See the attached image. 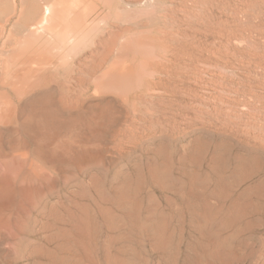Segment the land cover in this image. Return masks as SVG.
I'll return each mask as SVG.
<instances>
[{"label":"rangeland","instance_id":"374dc122","mask_svg":"<svg viewBox=\"0 0 264 264\" xmlns=\"http://www.w3.org/2000/svg\"><path fill=\"white\" fill-rule=\"evenodd\" d=\"M72 1L0 0V107L74 115L71 156L90 157L77 165L64 155L40 180L26 170L11 175L15 205H25L20 189L37 195L17 230L0 231V264H49L55 256L58 264H264V0H112L110 8L81 0L86 48L47 60L39 72L47 87L25 93L28 35L42 7L72 8ZM118 27L128 28L121 30L126 48L136 39L140 56L121 75L125 92L101 95L95 91L111 81L107 69L88 73L83 63L96 40ZM145 49L165 59L146 62ZM83 100L92 106L73 107ZM84 119L100 126L88 144L81 143ZM40 124L15 126L28 139L23 131ZM126 185L141 218L151 212L166 220L168 245L111 222L107 213L120 215Z\"/></svg>","mask_w":264,"mask_h":264},{"label":"bare ground","instance_id":"6f19581e","mask_svg":"<svg viewBox=\"0 0 264 264\" xmlns=\"http://www.w3.org/2000/svg\"><path fill=\"white\" fill-rule=\"evenodd\" d=\"M139 3L143 4L144 1H139ZM57 4H59V3H57ZM80 4H83V2L81 0H74L71 2L72 8L66 7L65 5L61 6L60 8L53 7L50 5H45L44 8L42 7V13H40L41 18L38 20V22L35 24L33 30L28 35L29 38L27 41V48L29 49V51H27V54H26L27 58L25 60V77H26L25 90H24L25 93H29L35 87H37V89H38L37 92H39V94H40V92L43 91V89H45L47 87L42 82V80H40V77H39V72L42 71L43 69H45V64L48 63L47 60H49L50 58H54V59L58 58V56H65V58L67 59V58L72 57V55L75 52L82 51L83 49L86 48L87 42L85 43V40L83 38L84 37L83 32H84L85 28L82 27L84 25V21L82 20V16L80 17L81 14L79 15L78 14L79 12L76 11V8ZM104 5L105 6L107 5L110 8L111 5H114V3L112 4V0H105L103 6ZM239 10H241V9H239ZM57 14L60 15V17H61L60 20L57 19V17H56ZM131 26H130V28H131ZM226 27H228V26H226ZM122 29L118 27L117 29L110 30L107 33H105L103 31L106 35L103 36L102 39H99V41L96 40L97 43L94 42L95 40L93 41L95 44H93L92 49L93 48H95V49H93L94 52L91 55L92 58L88 57L89 60L87 61V63H83L85 65V68L87 69V72L88 71H90V72L95 71V70H98L99 68L101 69L103 67V68L107 69V72H105V74H109L108 76L111 78V81L108 82V84H106V83L103 84V86L99 90H96L95 93L98 92V93H101V95H104V94H107L110 92L111 93L117 92L119 94L125 92L126 80L121 75L125 70L126 64L129 63L128 61H130V63H134L139 58L140 50L136 47L137 40L133 39L131 37H130V40L132 43V46H131L132 48H130V49L126 48V41H125L126 36L123 33V31L126 29H123V31L121 32ZM127 31H128V28L125 32H127ZM233 36H236V35H233ZM39 42L41 43V45H40L41 48L39 49L40 51L38 50L39 51L38 52L35 49V45L37 46V43H39ZM89 50L90 49H88V51ZM145 53L146 54H142L141 57L144 58L146 60V62L159 61V60L165 59L164 57L159 55L157 50L149 51L148 49H145ZM165 53H164V55L166 56ZM181 56H183V55H181ZM36 58L38 60H36ZM9 68H11V67H9ZM50 68H51V66L49 67V69ZM79 70H80V68H79ZM88 76H89V74H88ZM89 83H87V84H89ZM80 84H81V82H80ZM33 91H36V90H33ZM18 92H19L18 95H20V96H21V94H23V92L21 90H18ZM78 92H80V91H78ZM58 102L60 103L62 108H65L66 105H68L65 102H63L62 100H60ZM91 104H92L91 100H89V101L83 100L81 103L75 104L73 107H75V108H77V107L89 108L92 106ZM39 108L38 109L26 108L24 106L23 107H20V106L16 107L13 105H7L5 107H0V231H2V228H3L4 229L3 231L7 232V230H8V232H10V234L13 230L18 229V225H20V222H21V217L23 216V214H26L25 212H27L26 205L27 204L30 205L35 194L37 195V192H35L34 190H31V188L30 189L25 188L23 190L20 189V192L22 193L23 197L25 198V205H15V203L13 202V189L11 186V175L17 176L19 174H24L25 170H26V172L28 173V175L32 179L40 180L41 177L44 174H46L45 171L49 167H52L53 165L56 167L60 163H62V164L65 163L64 161L67 159L64 160V157H63L64 155H69L68 157L66 156L68 158V160H67L68 163H74L77 165L80 163H82V165H83L86 158H87L85 155H82V156H85L86 158H84V157L82 158L81 156L79 157L78 153L76 155L71 156L73 153L75 154V152H73L75 147H74V145H72V143L70 142L69 139H66L69 135L72 134V131H73L72 129L75 126H77V120L78 119L74 115H70V116L68 115L69 117L62 116V114H60V113H63V112H61L62 110L60 111V109H59L60 113H52V112H47V110H45V109L41 110ZM99 118H101L100 115L99 116L93 115L91 120L97 121ZM29 120H39V122L41 124L39 126L33 128V129L30 128L31 129L30 131H29V129L26 132L24 130L23 135L24 136L27 135V138H28V139H25V137L22 138L20 136L19 128L17 127L18 125L15 126V124H17V123L23 124V122H26ZM95 123L96 122H93V123L88 122L87 119H84L83 121L81 120L80 127L87 130V131L82 132V139L83 140L81 141V143L82 142L87 143V144L90 143V137L91 136L93 137V135H95L100 128V126L96 125ZM26 128H28V127L26 126ZM31 131L34 135H36V137L40 138V141L42 143L41 148H39L37 146H35V147L32 146L33 144H35L34 143L35 141L33 140V138H31ZM73 136H77V134H73ZM54 144H56V145H54ZM54 146H55V148H54ZM199 150H200V148H199ZM183 151L186 153L185 149ZM198 152H200V151H197V153ZM196 156H198V155H196ZM89 158H87L88 161H89ZM165 167L167 168V166H165ZM256 167H258V165ZM221 171H223V170H221ZM237 174H238V172H237ZM44 177H46V176H44ZM193 185H194V183H193ZM118 201H119V205L122 208V210H121L122 212L120 213V215L115 216L111 212L107 213L108 217L110 218L111 222L114 225L119 226V227L123 226V227L127 228L129 231L130 230H132V231L133 230L134 231H143V232L148 231V233L151 234V236L154 240V243L159 247L165 245L166 243H167V245L169 244V236L167 235V233H168L167 223L165 222L166 220L159 218V217L155 218V216H154L155 214L153 215L151 212H149L148 216L146 214V216L144 218H141L140 217L139 202H137V200L135 198V194L133 193V190L131 189V187L129 185H126L125 187H123L119 191ZM85 217H86V219H88L87 215ZM85 217H84V219H85ZM208 217L209 216L206 215V216H204V218H202L200 220L203 225L205 224V222L208 223V221H209ZM86 219L84 220V223H85ZM88 221H87V223H89ZM83 226H85V225L83 224ZM83 226L80 227V229L84 228V230L86 232H90V230H91L90 227H88L89 231H87V229H85V227H83ZM86 226H87V224H86ZM21 227H22V225H21ZM84 230H82V232L80 230L82 235L84 233ZM81 234L78 237H81L82 236ZM88 234H90V233H87V236H88ZM85 235H86V233H85ZM85 235H84V237H85ZM76 237H77V235H76ZM211 237H212V235H211ZM77 239L78 240H76V241L78 242L79 238H77ZM67 245L68 244H66L65 246L67 247ZM69 247L71 248V246L68 245V248ZM57 248H58L57 249V251H58L59 247H57ZM64 248H61V249H63L62 251L63 252L68 251V254H69V252H70L69 250H71V249L67 248L68 250H66ZM72 249H74V248H72ZM67 255H66V259L68 261L69 258H67ZM64 256H60V257L63 258ZM55 257L52 258L53 261L50 262L49 264H58L57 262L59 260H57ZM79 258H80V256H79ZM60 261H64V259H61ZM76 264H78V262Z\"/></svg>","mask_w":264,"mask_h":264}]
</instances>
